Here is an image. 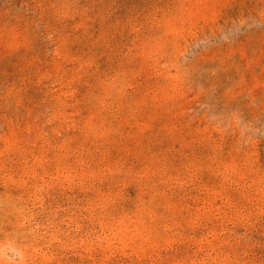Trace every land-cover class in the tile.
Returning a JSON list of instances; mask_svg holds the SVG:
<instances>
[{"label":"rangeland","instance_id":"rangeland-1","mask_svg":"<svg viewBox=\"0 0 264 264\" xmlns=\"http://www.w3.org/2000/svg\"><path fill=\"white\" fill-rule=\"evenodd\" d=\"M0 264H264V0H0Z\"/></svg>","mask_w":264,"mask_h":264}]
</instances>
